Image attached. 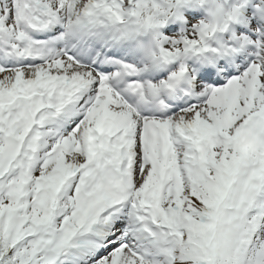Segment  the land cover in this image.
Wrapping results in <instances>:
<instances>
[{
  "label": "snow or ice",
  "instance_id": "snow-or-ice-1",
  "mask_svg": "<svg viewBox=\"0 0 264 264\" xmlns=\"http://www.w3.org/2000/svg\"><path fill=\"white\" fill-rule=\"evenodd\" d=\"M0 264H264V0H0Z\"/></svg>",
  "mask_w": 264,
  "mask_h": 264
}]
</instances>
